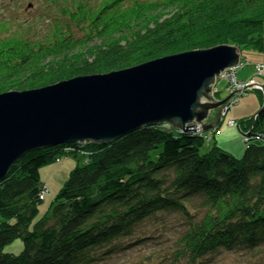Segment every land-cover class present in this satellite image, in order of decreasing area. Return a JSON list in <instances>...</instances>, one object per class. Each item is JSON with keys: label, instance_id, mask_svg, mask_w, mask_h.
<instances>
[{"label": "trees", "instance_id": "16d2710c", "mask_svg": "<svg viewBox=\"0 0 264 264\" xmlns=\"http://www.w3.org/2000/svg\"><path fill=\"white\" fill-rule=\"evenodd\" d=\"M72 5L62 9L63 20L44 39L30 38L23 28L0 37V93L219 45L264 55V0ZM237 127L264 139V105ZM200 135L168 124L148 125L107 144L27 152L0 181V264H123L113 259L153 241L149 226L164 225L160 220L172 213L183 228L158 264H209L223 251L260 249L264 141L245 142L243 154L235 157L216 144L202 151L207 139ZM82 152L84 164L70 170L48 211L40 215L45 189L41 168ZM17 238L22 251L3 252Z\"/></svg>", "mask_w": 264, "mask_h": 264}, {"label": "water", "instance_id": "95a60500", "mask_svg": "<svg viewBox=\"0 0 264 264\" xmlns=\"http://www.w3.org/2000/svg\"><path fill=\"white\" fill-rule=\"evenodd\" d=\"M240 59L237 47L219 45L0 93V181L29 151L107 144L148 125L168 124L185 134L217 127L235 94L217 100V79Z\"/></svg>", "mask_w": 264, "mask_h": 264}, {"label": "rangeland", "instance_id": "374dc122", "mask_svg": "<svg viewBox=\"0 0 264 264\" xmlns=\"http://www.w3.org/2000/svg\"><path fill=\"white\" fill-rule=\"evenodd\" d=\"M108 1L109 0H0V37L7 36L10 31L16 33L19 29L23 28L24 30L26 29V34L30 38L44 39L48 36V33L51 32L50 28L53 27L54 24H59V22L63 20L62 17L64 16H62V9L68 7L72 8V4L77 2H86L97 6L103 5ZM121 1L122 3H126V1L130 2L134 0ZM27 27H29V30H27ZM74 33H78V31L75 30ZM240 53L241 58H245L248 61V64L243 68L238 69L237 78L248 80L249 78L246 76L251 74V72L255 71L256 74V69L254 68L256 62L264 63V55L249 48L242 49ZM250 78H255V81L259 84H264V76L258 77L255 75V77ZM226 83L227 82L223 79L217 80L215 86V90L218 92L216 95L217 100H222L228 96L225 91ZM263 105V91L251 89L239 95L236 102L230 106L226 114L222 117V122L219 125V134L212 137L211 142L205 140L202 151L210 149L216 144L231 155L240 157L246 147L243 138L248 130L245 129V133H241L237 126L231 127L227 122L228 120L233 119L238 123L241 119L253 117ZM216 112L217 111H215V113ZM259 141H264V139L260 138ZM86 157L85 154L79 153L77 156L72 155L65 158L63 157L59 162H54L42 167V180H45L48 174L45 170L57 168L60 165L63 166V168L66 166V170L62 173V178L58 177L55 180H52L48 186L52 190L55 189L58 193L67 179L70 169L77 165H83ZM47 193L48 191L46 189L45 196ZM56 194L47 195L43 199L40 206V215H43L48 211L55 197L54 195ZM191 212L193 213L194 209H191ZM195 212H197L198 216H201L200 210ZM160 222H164V225L162 223H153V225L149 224L151 226H149L148 231L152 236H156L153 241L148 240L144 246L143 244L139 245V247L135 246L132 249H129L125 254L118 255L119 257H116L113 261L115 260L114 262L123 264H132L137 261H141V263L144 264H158L161 261L163 254L167 255L171 251L169 247L171 246L172 241L178 235V230H182L183 228L176 213H172L166 217L163 216ZM22 249L23 242L20 238H17L11 243L6 244L3 247V252L18 254ZM209 264H264V246L253 252L223 251L216 255L213 262Z\"/></svg>", "mask_w": 264, "mask_h": 264}, {"label": "built area", "instance_id": "2783aa9c", "mask_svg": "<svg viewBox=\"0 0 264 264\" xmlns=\"http://www.w3.org/2000/svg\"><path fill=\"white\" fill-rule=\"evenodd\" d=\"M246 64H248V61L244 58H241L239 61V64L237 67H232L228 70H226L225 72H223L221 74L220 77H218V79H223L225 80L226 86H225V91L227 92L228 95H231L233 93H235L232 98L229 100V102L223 106V108L221 109V119L222 117L226 114L227 110L230 108L231 105H233L236 102V99L239 95H241L243 92L247 91V90H251V89H255V90H259V91H263L264 92V88L263 85L259 84L257 81H255V78H249L248 80H240L237 78V73H238V69L243 68ZM255 69H256V74L258 77H263L264 75V63H257L255 64ZM217 79V80H218ZM215 97L217 95V90H215ZM227 124L231 127L237 126V122L233 119L228 120ZM217 127H214L212 129L209 130H202L200 127H197L196 132L195 133H199L202 136L206 137L207 141H210L211 139V134L216 133L219 134V132L217 131ZM244 142H248L249 140H253V141H259L260 137L258 135H246L243 138ZM83 154H85L84 152H82ZM61 159H57V162H59ZM46 193V189H44V191L42 192V198H44Z\"/></svg>", "mask_w": 264, "mask_h": 264}, {"label": "crops", "instance_id": "0c3cea01", "mask_svg": "<svg viewBox=\"0 0 264 264\" xmlns=\"http://www.w3.org/2000/svg\"><path fill=\"white\" fill-rule=\"evenodd\" d=\"M258 62H256V64H257ZM262 63V62H261ZM254 68H255V65H254ZM255 71H253V72H251V74H249L248 76H246V77H248V78H250V77H255ZM246 77H243V78H246ZM240 79V78H239ZM240 80H244V79H240ZM261 85H263V87H264V84L262 83ZM70 166V165H69ZM67 168H68V166H67ZM64 170H66V166H65V168H63V166H59V167H57V168H53V169H49V170H45V171H47V177L45 178V180H42L43 181V183L45 184V188L47 189V191H48V193H47V195H53V194H56L57 193V191L54 189V190H52V189H50V187H48L49 185H50V183L52 182V180H55L56 178H58V177H60V178H62V173H63V171ZM71 170V169H70ZM69 174V173H68ZM68 177V176H67ZM41 179H42V176H41ZM66 181V180H65ZM54 192H56V193H54ZM46 195V196H47ZM46 196H44V198L46 197ZM55 196V195H54Z\"/></svg>", "mask_w": 264, "mask_h": 264}]
</instances>
